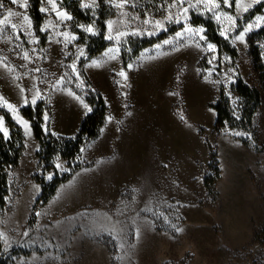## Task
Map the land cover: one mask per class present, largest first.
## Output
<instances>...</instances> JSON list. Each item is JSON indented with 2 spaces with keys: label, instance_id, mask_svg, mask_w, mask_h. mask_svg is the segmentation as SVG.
Listing matches in <instances>:
<instances>
[{
  "label": "rangeland",
  "instance_id": "1",
  "mask_svg": "<svg viewBox=\"0 0 264 264\" xmlns=\"http://www.w3.org/2000/svg\"><path fill=\"white\" fill-rule=\"evenodd\" d=\"M77 1L68 0L63 5L61 0H41L39 10L46 9L40 11L43 45L32 29L29 0L26 7L21 6L25 0H17V4L4 0L6 8L0 9V104L6 100L17 109L14 115L7 107H0V133L4 136L6 130L8 138L12 133L23 136V150L15 166L20 182L9 173L5 205L0 207V232L4 233L0 264H264V242L255 237L264 223V7L239 21L243 8L257 3L241 0L237 8L233 0L228 8L223 0H212L220 5L218 21L207 10L212 4L190 8L197 0L182 4L179 0ZM76 5L78 18L71 13ZM7 9L22 15L3 23ZM63 14L71 19H64ZM170 15L171 22L167 19ZM229 16L237 17V27H231ZM176 18L182 22H174ZM156 21L163 24V30L154 27ZM108 22H112L111 29ZM12 24L17 28H11ZM89 25L98 34L83 30ZM249 25L253 27L244 41L235 40ZM185 27L204 29L206 40H200L199 47L191 39L182 40L175 51L163 44L174 40ZM134 31L155 34L116 35ZM163 31L162 37L136 49L140 42ZM225 31L227 35H222ZM110 32L112 40L107 38ZM63 33L68 34L67 43ZM216 35L225 41H216ZM208 43L215 47L209 50ZM158 44L159 50L155 48ZM251 46L258 51V67ZM89 48L98 51L80 64ZM80 49L84 56L77 60ZM109 49H118L111 53L116 59H107ZM73 63L78 76L70 67ZM37 68L39 72L34 71ZM122 69L127 73L126 81L118 75ZM61 77L63 83L54 90L52 85ZM238 77L260 92L252 127L217 129L212 104L223 91L231 105H236ZM34 83L43 99L28 107L33 115L36 109L41 110L43 128V113L48 111L54 136H73L85 115L71 93L90 106L85 96L95 89L105 100L112 128L116 124L118 135L127 132L134 141L131 147L135 144L137 148L136 166L132 164L131 173L115 186L114 199L104 210L98 212L86 204L65 208L57 203L46 213L39 212L41 206L30 221L35 199L31 197L39 193L34 172L49 181L50 174H61L80 160L76 157L68 163L56 150L49 161L53 168L41 173L36 156L39 141L21 112L26 106L17 87L27 90ZM24 95L31 99L27 91ZM129 117L133 118L131 125L126 122ZM21 120L29 122L27 130ZM210 153L215 159L209 165ZM32 156L37 161L26 175ZM58 162L63 170L55 167ZM205 173L214 178V196L203 184ZM23 178H28V183ZM22 188L26 189L19 198ZM172 225L182 231L177 232Z\"/></svg>",
  "mask_w": 264,
  "mask_h": 264
},
{
  "label": "trees",
  "instance_id": "2",
  "mask_svg": "<svg viewBox=\"0 0 264 264\" xmlns=\"http://www.w3.org/2000/svg\"><path fill=\"white\" fill-rule=\"evenodd\" d=\"M29 1L33 30L35 34L39 36V43L43 45L45 43V36H43V32L41 30L43 16L39 10L41 0ZM67 1L68 0H61V3L64 5L67 3ZM74 1L78 3L77 0ZM98 1L102 2L103 0ZM263 7L264 0L251 7L238 20L245 21L248 18L253 17L256 13H260ZM79 12L80 9L78 5H76L75 9L71 10L72 15L77 16V18L80 16ZM163 35L164 31L158 36L140 42L136 49L151 44L157 37H162ZM215 40L222 41L224 39L216 35ZM89 44H91V39ZM101 47L98 49H101ZM96 51L98 50H90L89 48L88 55L85 58L80 59V64H82V61L94 55ZM257 54L258 51L256 47L251 46V55L253 57L255 66H257L256 64L259 61V55ZM125 62L126 60L122 59V63L124 64ZM261 75L263 76V74ZM235 90L239 94V100L237 101L236 105H231L228 96H226L223 91H220L219 98L215 103L212 104L216 113L215 127H217V129L229 126L233 128H244L250 130L252 127L253 113L259 105L261 99L260 92L257 88L244 83L240 77H238L235 82ZM85 98L93 111L83 117L78 131L73 136H54L46 134L40 124L39 115L41 110L36 109L35 115H33V112L28 106L21 109L22 114L31 122L33 130L32 132L39 141V148L36 151V156L38 157V165L42 174H44L43 172L47 171L48 169L53 168V165L49 161L52 155L56 153V150L61 153L62 157L68 159V163H70L69 159L72 160L76 157L80 159L82 154L81 149H83L85 145L84 143L92 138H95L99 134L100 128L103 125L106 116L105 100L102 94L98 91H95V89L88 91ZM22 139L23 136L20 134L14 135L12 133L10 134V137L6 139L2 133H0V207H4L5 205V196L8 193L6 188L8 183V175L17 165V159H19L23 150ZM214 159V153H210L209 165L214 161ZM82 164L83 163L78 160V162L73 164L69 170L64 171L61 174H57L56 172L53 178L49 181H45L42 175H39L38 172H34L32 177L36 182L39 183L40 189L33 202L29 218L30 221L35 219V213L38 211V209L43 206L55 193L57 185L67 180ZM214 169L216 171V175H218L219 170L216 164H214ZM213 179L214 178L210 177L208 173H205L203 176V184L207 189V192L214 196L215 191L213 188ZM255 237L261 242H264V223L256 233Z\"/></svg>",
  "mask_w": 264,
  "mask_h": 264
},
{
  "label": "crops",
  "instance_id": "3",
  "mask_svg": "<svg viewBox=\"0 0 264 264\" xmlns=\"http://www.w3.org/2000/svg\"><path fill=\"white\" fill-rule=\"evenodd\" d=\"M84 116L81 117V120ZM132 121L133 118L131 117L126 120L128 124ZM112 127V120H109L108 115L105 116L99 134L84 143V151H82L80 157L83 164L65 182L57 185V190L49 199V202L47 201L46 206L44 205L40 208L39 212L42 210L43 213H46L54 208L57 203L58 206L65 208H73L86 204L99 212V210H104L107 207L109 201H113L115 186H120L123 178L131 173L132 164L136 166L137 148L135 144H133L134 147H131V143H134V141L132 142L129 133L122 132L118 135L115 129L116 124L114 128ZM36 161H33L32 156V161L29 164L30 166L28 165L29 169L26 175L34 169ZM16 168L18 166L14 167L11 171L12 177L17 173ZM18 178H21V176L15 175V181ZM23 179L28 183V178ZM16 182L19 183L20 181L17 180ZM19 190V198H21L20 195H22L24 190L23 188ZM35 195L31 198H36ZM52 202L53 204H51ZM100 214L105 217L103 212Z\"/></svg>",
  "mask_w": 264,
  "mask_h": 264
},
{
  "label": "snow or ice",
  "instance_id": "4",
  "mask_svg": "<svg viewBox=\"0 0 264 264\" xmlns=\"http://www.w3.org/2000/svg\"><path fill=\"white\" fill-rule=\"evenodd\" d=\"M10 2L12 4H17V0H10ZM49 2H51V0H49ZM184 2H185V0H179V3H181V4L184 3ZM232 2H233V0H223L224 6L225 7H228V8H231L232 7ZM259 2H260V0H253V3H259ZM235 3H236V7L239 8L240 5H241V0H235ZM200 4H205V5L212 4V0H197V3L196 4H191L190 5V8L198 7ZM21 6L22 7H26L27 6V0H25V4L24 5H21ZM120 6L121 5H117V7H120ZM172 6H175V5H172ZM251 6L252 5H248L247 7H244L243 8V11L247 12ZM85 7H88V6L85 5ZM5 8H6V5L4 3V0H0V9H5ZM219 8H220V5L218 3H215V4H212V6L207 9L209 12H212L214 15H216V19L218 21L220 20V15L216 12V10L219 9ZM40 11L44 12V11H46V9L41 8ZM188 11H189V9H187V8L183 9V12L184 13H187ZM7 12H8V15H7V17L4 18L3 23H7L8 19L10 17H13V16L20 17L22 15L19 12H13L11 9H7ZM63 15H64V19H71V17L67 16L66 14H63ZM224 15L227 16V13H225ZM167 19H168V21L171 22V21H173V16L170 15ZM228 19L232 21V24H231V27L232 28L237 27V25L235 24V19H237V17H231V16H229ZM261 19H264V17H262ZM23 21L25 23L28 21V17L26 15L23 16ZM174 22L181 23L182 21L179 18H176L174 20ZM144 23L147 24V23H149V21L145 20ZM111 24H112V22H108V26H109L110 29H111ZM81 27H83V26H81ZM154 27L157 28L158 30H163V24L160 21H156L154 23ZM252 27H253L252 25H249L248 28H245L244 31H241L239 33V35H237V36L234 37V39L237 40V41L243 42L244 39H245L246 32H248ZM11 28H13V29L17 28V24H12L11 25ZM83 30L86 33H89V34H92V35L98 34L97 32H94L92 25H89L88 27L84 28ZM203 31H204V29H202V28H200V29H193L191 27H185L181 32H178L176 34V37H175L174 40H165V41H163V44H165V45H171L172 46V50L175 51V50H178L176 48V45L179 44L182 40L191 39V40H193L195 42V46L199 47L200 46V43H199L200 40H206V37H204L202 35ZM154 34H155L154 31L153 32H135L134 31L132 33H120V32H117L116 33V35L119 36V37H124V36H127V35H154ZM221 34L222 35H227V32L225 31V32H222ZM63 35L66 38L65 43H67L68 42V40H67L68 34L67 33H63ZM107 38L109 40H112L114 38L111 35V32H110V34H109V36ZM72 39H76V37H72ZM214 47L215 46L212 45L211 43H208L207 44V48L209 50H212ZM155 48L157 50H159L161 48V45L158 44V45L155 46ZM117 50L118 49H109V52L106 53L107 59L108 60H114V59H116V56L115 55H112L111 53H113V52H115ZM83 56H84V50L83 49H80L79 50V55H77L76 59L79 60ZM24 58L25 59H28V54L26 52L24 53ZM209 62L211 63V61H209ZM95 64H97V62L96 61H93V65H95ZM70 67L72 69V72L75 73L78 76L79 74L77 72L75 63H73V65H71ZM127 67L129 69H131L133 67V65L129 64ZM34 71L39 72L40 69L37 68ZM118 75L120 77H122L123 80H125V81L128 78L127 77V73L123 69L118 73ZM205 79H207V77H205ZM63 81H64V77H61L60 80H58L56 83H54L52 85L53 89L54 90H59V85H61L63 83ZM217 83H218V81H217ZM17 87H18V90H19V92H20V94H21V96L23 98V106H29V105L35 106V105H37L38 100H42L43 99V96L41 94V91H40L39 88H37V86H36L35 83L30 88H28L27 90L25 88H23V87H19L18 85H17ZM26 91L31 94V99L30 100L27 98V96L24 95V93ZM71 95H73L74 98L76 100H78L80 102V104L83 106V108L85 109V113H84L85 115H88V114H90L93 111L92 108H90L88 105L84 104V101H83V99L81 97L75 96V93H71ZM2 99L3 98L0 97V100H2ZM0 107H7L8 109H10L13 112L14 115L16 114V111H17L16 107L14 105H12V104L7 103L6 100L3 102V104H0ZM16 118L19 119L18 116ZM42 118L44 120V128H43V130L45 131V133L48 134V135H54L55 134L54 131H51L49 129V124L51 122V117H50V115H49V113H48L47 110L44 111ZM109 120H111V117H109ZM20 122L24 124L25 129L27 130L28 127H29V122L22 121V120ZM2 124H3V117H0V125H2ZM235 135L239 136V135H243V134L242 133H235ZM4 136H5L6 139L8 138V133H7L6 130L4 131ZM81 151H84V149H81ZM58 160H59V158H58ZM55 167L57 169L63 170L62 169V164L59 163V162L55 165ZM53 175L54 174H50L48 176V179L51 180L53 178ZM172 227L177 232L182 231V229L177 228L175 225H172ZM139 234H140V231H139V228H137V235L139 236ZM25 235H27V233H25ZM2 238H4V233L3 232H0V239H2ZM121 246H123V245H121Z\"/></svg>",
  "mask_w": 264,
  "mask_h": 264
}]
</instances>
